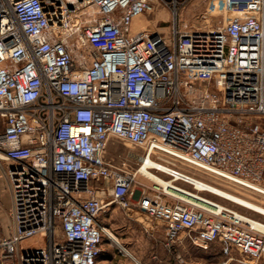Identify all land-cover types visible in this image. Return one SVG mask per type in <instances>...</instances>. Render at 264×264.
I'll return each instance as SVG.
<instances>
[{"label": "built area", "instance_id": "obj_1", "mask_svg": "<svg viewBox=\"0 0 264 264\" xmlns=\"http://www.w3.org/2000/svg\"><path fill=\"white\" fill-rule=\"evenodd\" d=\"M189 1L0 0V162L11 198L0 264H96L110 239L98 219L111 204L161 224L168 249L222 244L264 264L252 219L213 201L168 202L154 187L133 200L138 169L105 157L118 139L144 152L137 162L168 168L158 176L195 178L180 163L264 197V0H204L202 18L216 25L179 27ZM158 6L173 15L170 38L132 30ZM34 238L43 245L20 250Z\"/></svg>", "mask_w": 264, "mask_h": 264}, {"label": "rangeland", "instance_id": "obj_2", "mask_svg": "<svg viewBox=\"0 0 264 264\" xmlns=\"http://www.w3.org/2000/svg\"><path fill=\"white\" fill-rule=\"evenodd\" d=\"M205 8L204 0H190L183 8H181L178 12L177 23L179 27L184 25L193 28L199 27H213L216 25V22L219 18H210L209 20H203L202 13ZM174 18L171 13V10L167 7L158 6L155 11L151 14H145L135 20L132 24V30L139 29H149L150 31H158L166 36V38H170L171 31L173 27ZM259 123L257 120H251L244 123L245 126L251 127L253 130H257L259 128ZM144 152L132 145H129L121 140L112 139L109 142V146L106 152V159L112 164H117L124 158L127 159L130 170L135 172L137 169H140L141 164L137 162L139 156H141ZM6 164L4 162H0V181L5 185V176H4V166ZM176 166L182 172L187 174L194 175L196 179L221 189L229 194L237 196L241 199H244L250 203L261 206L264 208V197L258 195L257 193L250 192L248 190H244L238 186H235L231 183L216 180L211 175L200 171L195 170L191 167H186L181 165L180 163H176ZM139 171V170H138ZM154 173V172H153ZM155 174V173H154ZM158 176V175H157ZM162 179L166 181H170L169 177L164 175H159ZM176 186L186 190L187 192L199 196L203 199H208L222 206H225L231 210H234L240 214L247 216L248 218L264 223V217L258 215L250 210H247L243 207L235 205L231 202H228L224 199L216 197L210 193L206 192H198L195 188L185 182L177 181L174 183ZM154 183L149 179L141 175H136L135 184H134V195L132 197L133 200H136L138 197L139 190L145 188L146 193L151 192V188L154 187ZM8 191V189H7ZM9 196V192L7 193ZM172 197L165 196V200L168 202H174L177 200H183L185 202H190L196 204L200 207H206L203 203L196 201L195 199L188 197L184 194L177 193L172 191ZM10 198V196H9ZM110 197H107L105 201H109ZM99 223L106 227L108 232H110V239L104 238L102 244H105V249L108 250L112 254V258H114L113 264H137L132 258L129 256L130 252L133 253V256L136 259V256L143 262V264H163L164 256L162 252L156 251L152 245V239L147 235L144 231V227L147 225V220H145L144 216H142L137 209H133L132 211H124L120 209L116 204H111L102 213L98 219ZM3 230L0 227V236H3ZM43 245V241L41 239H31L25 241L20 244V250H28L31 248H36ZM110 245V246H108ZM222 244H215L208 251H201L191 245L185 246L184 251V259L183 257L180 259L182 264H194L193 262H198L199 264H211L216 261L211 260V256L222 250ZM228 248V249H227ZM229 255L232 256V260L229 264H251L239 255L235 250L227 247ZM169 252H173L174 248L168 249ZM126 255H124L123 253ZM156 254V256H155ZM156 257V258H153ZM221 263V262H218Z\"/></svg>", "mask_w": 264, "mask_h": 264}, {"label": "crops", "instance_id": "obj_3", "mask_svg": "<svg viewBox=\"0 0 264 264\" xmlns=\"http://www.w3.org/2000/svg\"><path fill=\"white\" fill-rule=\"evenodd\" d=\"M7 189L8 188L4 186L3 182L0 181V227L2 228L3 233H4L3 237H8L11 234V198H9L10 194L9 196L7 194L8 193ZM147 222L148 223L144 227V231L152 239V245H153L155 252L159 250L162 252V255L164 256L163 264H182L181 263L182 261L180 259L182 257L184 259V254H185L184 251H185V246L187 244L183 242L182 244H179L178 246L174 247L173 252H169V250H166V247L164 245L163 226L161 224H157L149 220H147ZM105 246H106L105 244L101 245V254L97 257L96 264H113L114 258H112V254L108 252L107 249H105ZM227 247L228 246L223 245L222 250H219V252L214 254L213 257L211 256L210 259L213 261H216L214 264H229V262L232 260V256L229 255ZM123 254L126 255L125 253ZM129 254H130L129 256H132V258H134L137 264H143V262L139 259L138 256H136V259H135L132 252H130ZM153 258H156V257H153ZM218 262H221V263H218ZM193 263L199 264L196 261Z\"/></svg>", "mask_w": 264, "mask_h": 264}, {"label": "bare ground", "instance_id": "obj_4", "mask_svg": "<svg viewBox=\"0 0 264 264\" xmlns=\"http://www.w3.org/2000/svg\"><path fill=\"white\" fill-rule=\"evenodd\" d=\"M137 19H135V20H137ZM161 161L165 162V163H171L169 160H167L165 158H162V157H161ZM140 164H141V167H140V169H138L139 171L137 170V175H141V176L145 177L146 179H149L150 181H152L155 184L154 185L155 189H159L162 193L167 194L169 196H172L171 195L172 191L184 194V195H186L188 197H191V198L195 199L196 201H199V202L203 203L206 207H200V206H197L196 204H193V203H190V202H187V203L193 204V205H195V206H197L199 208L209 209L207 207V205L203 201V200H208V199H203V198H201L199 196L191 194V193L187 192L186 190H183L182 188H180V187H178V186H176L174 184V182H177V181H179L181 179L176 177L173 180L166 181V180L162 179L161 177L157 176L156 172H154L155 174L152 172L154 169H158V170H162V171L167 170L168 168H166L165 166H163V165L151 160L150 158H142L140 160ZM181 181L192 185L195 188V190L198 191V192L210 193V194H212V195H214L216 197L224 199V200H226L228 202H231V203H233L235 205L243 207V208H245L247 210H250V211H252V212L264 217V208H262L261 206L255 205V204L250 203V202H248V201H246L244 199H241V198H239L237 196L229 194V193H227V192H225V191H223L221 189H218V188L214 187V185L211 186L212 184L211 185H209V183L206 184V183H204V182H202V181H200V180H198L196 178H191L188 181L187 180H185V181L181 180ZM208 201H211V200H208ZM251 221L254 222V223H252V227L256 231L264 233V227L261 226L262 224L260 222L255 221V220H251ZM108 234H109V238L111 240L110 232H108Z\"/></svg>", "mask_w": 264, "mask_h": 264}]
</instances>
